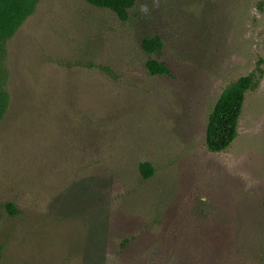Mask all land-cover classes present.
I'll return each mask as SVG.
<instances>
[{
    "label": "rangeland",
    "instance_id": "obj_1",
    "mask_svg": "<svg viewBox=\"0 0 264 264\" xmlns=\"http://www.w3.org/2000/svg\"><path fill=\"white\" fill-rule=\"evenodd\" d=\"M243 76L238 135L212 152ZM0 91V264H264V0H136L126 21L39 0L0 46Z\"/></svg>",
    "mask_w": 264,
    "mask_h": 264
},
{
    "label": "trees",
    "instance_id": "obj_2",
    "mask_svg": "<svg viewBox=\"0 0 264 264\" xmlns=\"http://www.w3.org/2000/svg\"><path fill=\"white\" fill-rule=\"evenodd\" d=\"M39 0H0V46L11 37L24 19L33 11ZM94 6L109 9L120 20L130 17V10L136 0H87ZM142 49L149 55H160L163 41L160 36H147L142 39ZM146 68L151 75H169L170 69L156 58H148ZM252 86V78L243 76L226 88L220 95L208 117L206 145L212 152L226 150L238 135V122L242 113L246 92ZM8 97L0 91V120L7 108ZM139 170L144 178L154 173L149 161L141 162ZM11 208V207H10Z\"/></svg>",
    "mask_w": 264,
    "mask_h": 264
},
{
    "label": "clouds",
    "instance_id": "obj_3",
    "mask_svg": "<svg viewBox=\"0 0 264 264\" xmlns=\"http://www.w3.org/2000/svg\"><path fill=\"white\" fill-rule=\"evenodd\" d=\"M147 10H148V9H147L146 6H142V7H141V11H142V12H147Z\"/></svg>",
    "mask_w": 264,
    "mask_h": 264
}]
</instances>
